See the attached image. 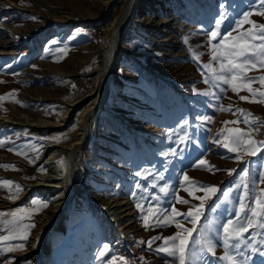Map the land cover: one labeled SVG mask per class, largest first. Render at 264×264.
Wrapping results in <instances>:
<instances>
[{
  "label": "rangeland",
  "instance_id": "rangeland-1",
  "mask_svg": "<svg viewBox=\"0 0 264 264\" xmlns=\"http://www.w3.org/2000/svg\"><path fill=\"white\" fill-rule=\"evenodd\" d=\"M11 1L14 6L0 3V96L14 92V99L19 103L12 99L0 102V141H4L0 147V165L15 166L16 170L0 167V180L13 181L22 191L15 199H9L7 188L0 187V212L32 209L33 200L46 202L48 207L33 213L30 220L22 221L35 225L24 241V250L0 253V264H35L34 257L40 254V248L39 244L33 245L32 237L43 229L44 222L54 220L53 207L66 200V189L72 183L83 196L73 197L70 209L60 222L61 229L49 232L46 242L49 250L41 264H103L96 256L104 244L110 249L104 260L115 256L114 264H120L121 257L126 264H174L173 257L157 249L164 246V238L175 235L178 229L174 223L165 226L162 221L173 207L187 213L193 205L198 206L200 200L184 188L192 190L199 185L218 189L205 201L204 215L198 221L201 229L208 225L206 235L215 240L217 247L213 256L201 254L196 246V255L189 264H225L218 259L224 255L222 242L216 239L218 234L222 235L220 225L235 219L239 197L245 192L242 186L238 187L245 168L249 172V195L245 202L256 206L253 196L264 189L258 179L259 173L264 172V149L254 156L229 152L217 142L221 139L218 133L225 128L248 130L251 126L259 129L253 138L264 141L261 136L264 104L241 100L240 96L251 99V94L241 90L237 95L229 85L210 79L211 73L204 66L212 63L219 68V63L211 60V46L220 38L209 43L208 33L215 30V21L222 15L225 19L221 35L232 31L236 36L252 28L245 23L236 29V22L245 12L253 13L249 19L256 24H264V16L255 14L260 10L261 0H136L134 14H141L146 26L126 27L118 39L122 55L112 67L113 88L109 101L98 115L96 133L84 148L83 157L70 158L75 166L72 172L66 167L69 161L66 150L54 147L47 151L52 142L67 145L79 139L80 118L89 102H82L76 108L70 105L94 94L97 69L104 67L110 51V37H107L111 26L129 0ZM246 75L262 76L264 69H254ZM205 79L210 82L205 83ZM251 87L264 91L258 81ZM229 105L232 112L219 110ZM70 107L72 125L62 130L46 134L30 130L24 135L11 132V127L19 126L11 122L30 125L45 118L59 122ZM236 109L251 113L259 118L258 122L243 123ZM202 117H210L211 122ZM237 120L241 122L223 124ZM145 125L152 126L149 131L153 133L144 134L147 141L139 138L144 145L138 147L134 138ZM148 147L153 150L149 158ZM238 154L242 156L241 161L235 159ZM201 160L206 164H201ZM209 166L215 170H207ZM83 167H92L90 178H86ZM103 167L109 168L107 176L113 187L100 184L105 177ZM232 169L236 171L229 175L228 170ZM138 172L142 175H137ZM49 174L55 177L52 181L44 178ZM161 174L163 179L159 178ZM185 175L196 184L184 181ZM125 184L130 187L126 192L133 203L135 223L127 239L109 240L104 237L109 225L101 202L116 198ZM42 186L54 188L45 190ZM164 186L168 187L166 194L160 192ZM224 192H229L227 198ZM194 195L202 197L204 192L195 191ZM176 197L189 203H177ZM149 206L159 209V226L155 223L156 217L151 215L149 227L144 226L142 216L148 215ZM190 219L176 217L185 228L192 227ZM4 234L7 233L0 232ZM199 235L194 233L197 238ZM154 237L158 238L153 240ZM245 237L253 243L264 240V230L251 229ZM28 251L33 252L24 255ZM241 251L248 257L247 264H264V256L259 252L253 253L245 246ZM237 259L243 261L244 257L237 256Z\"/></svg>",
  "mask_w": 264,
  "mask_h": 264
},
{
  "label": "snow or ice",
  "instance_id": "snow-or-ice-1",
  "mask_svg": "<svg viewBox=\"0 0 264 264\" xmlns=\"http://www.w3.org/2000/svg\"><path fill=\"white\" fill-rule=\"evenodd\" d=\"M252 12L243 13V18L236 22V29H239L241 25L247 23L251 24L252 28L240 32L238 35L233 36L232 31H229L221 35L220 28L225 19L222 15L220 19L215 21V30L208 33L209 43L213 40H217L218 43L212 44L211 46V60L213 62L219 63V68L213 67V64H207L204 67L211 73L210 79L212 81H222L224 84L230 86L231 91L239 95L241 90H246L251 94V99L248 96H240L241 100L247 101L249 103H261L264 104V91H258L251 87L255 82H259L261 87L264 88V75L258 77L247 76V72L254 69H264V24H256L249 17ZM255 14L264 16V0L260 2V10ZM33 19H35L33 17ZM236 29H233L235 31ZM55 43V41H53ZM61 52H66L65 49H61ZM195 59H199L198 56ZM210 79H205V83H209ZM208 95L207 92L203 93ZM15 93H7L5 96H0V102L6 99H12L13 102L19 103L18 100L14 99ZM24 106V105H22ZM220 111L232 112V106L227 107L221 106ZM243 117V123L248 125H255L259 118L253 117L251 113H246L244 109H236ZM202 120H208L211 122L210 117H202ZM240 120L237 121H224V125L238 124ZM187 123V122H185ZM259 131V129L254 127H249L248 130H243L239 127L225 128L222 129L218 136L221 137L218 143H222L223 147L229 152H243L245 155L254 156L261 149H264V141H257L253 137ZM184 137H181V142H183ZM4 145V141H0V147ZM13 151V149H8ZM174 154V153H171ZM169 155V153H165ZM235 159L237 161L242 160L241 155H236ZM62 163V162H61ZM201 164H206V161L201 160ZM5 169L12 168L16 170L15 166L10 165H0ZM209 171L215 170L214 166H209ZM41 171H44L41 169ZM236 170H228L229 175H232ZM137 175H142L137 173ZM248 169L245 168L240 176L241 184L245 190L244 195L239 197V209L234 213L235 219H228L220 227L222 228V235H217L216 239L222 242L224 248V255L220 256L218 259L224 261L225 264H247L248 257L244 252L241 251V247L245 246L251 250V252H259L261 256H264V240L249 242L245 233L249 230L259 228L264 230V189L260 190L258 195H254L253 199L255 202V207L245 201L248 198L249 184H248ZM160 179H163L161 174ZM258 179L261 184H264V172H260ZM184 181H188L193 185L196 184L194 181H190L187 175L184 176ZM255 180H253V184ZM0 187L7 188L9 192V199H15L16 196L22 191L19 184L9 180H0ZM139 187V185H137ZM155 187V185H153ZM185 191L188 192L190 196L194 199L200 200V204L193 205L187 213L179 212L175 207L171 209L170 214H165L162 223L167 226L175 224L178 231L175 235L164 238V246L158 248V252H165L168 256L174 258V264H189V261L196 255V246H199V252L201 254H211L215 256V249L217 244L215 240L209 238L206 235L208 231V225H205L203 229L198 227V221L204 215V203L206 200L211 199L218 191L215 186H204L199 185L194 187L192 190L185 187ZM195 191H203L204 196H195ZM160 192L167 193L168 187L164 186L160 188ZM135 196V193H133ZM224 196L227 198L229 192H224ZM154 199L159 200V197H154ZM176 202L180 204H188L189 201L180 197H176ZM32 205L35 207L32 209H22L18 208L10 212H0V232H5L7 234L0 235V253L2 252H15L23 251L25 248L24 241L27 240L30 234V229L34 227V223L23 224L22 221L25 219H31L33 213H38L42 209L48 207L46 202L39 200H33ZM137 207L140 208L141 212L145 209L141 204L137 203ZM148 215H143L142 219L144 226L149 227V216H155V223L157 226L160 225L161 221L159 218V209H153L151 206L147 209ZM183 216L185 219H190L192 224L191 228H185L184 225L176 220V217ZM4 217H11L10 219H3ZM199 232V238L194 236V233ZM158 237H154L153 240ZM13 241H19L18 243H12ZM7 242V243H5ZM259 245V246H258ZM149 247H151V242H149ZM233 250H235V255H233ZM110 252L109 246L104 244L102 248L99 249L96 256L97 261H102L103 264H114L117 260L115 256L111 259L104 260V258ZM237 256H243L244 260L240 261ZM120 264H126L124 258H119Z\"/></svg>",
  "mask_w": 264,
  "mask_h": 264
},
{
  "label": "bare ground",
  "instance_id": "bare-ground-1",
  "mask_svg": "<svg viewBox=\"0 0 264 264\" xmlns=\"http://www.w3.org/2000/svg\"><path fill=\"white\" fill-rule=\"evenodd\" d=\"M0 3L9 5V6L15 5L14 3H12L11 0H0ZM135 6H136V0H129L124 6L123 11L120 14V16L116 19L115 23L111 26L112 28L111 33L107 37L108 39L110 37L109 39L110 42L108 43L110 46L109 48L110 51L108 53L106 62L104 63V67L97 69L99 76H98V80L96 83V90L94 94L86 96L84 98L85 99L84 101H79L77 103L70 105L72 108L73 107L76 108L80 106L82 102L83 103L89 102L87 104V107H85L84 111L82 112V115L80 118L82 120L80 122L81 124L80 129H79L80 132L78 133L79 139L74 142H70L67 145L66 144L53 145V142H52V144L49 146V149L47 151V153L50 152L54 147H60L63 151L66 150L65 152L68 153L69 155L68 156L69 161L67 162L66 167L70 168L71 172L75 169V166H73L72 163H70L71 161L70 158L72 157L74 158L77 155H80L81 157H83L84 148L88 144V141L92 137V135L96 133V120L98 118V115L100 112H103L105 110L104 106L109 101V98L111 95L110 90H111V87L113 88L112 83L110 82L112 67L114 64L118 63L119 61L118 57L119 56L121 57L122 55V49H119L117 46L118 39L121 38L126 27H129V26L145 27L146 26V22L144 21V19H141V14H137V15L134 14ZM71 107L68 109V112L59 122L48 119V118L40 119V121L37 122V124L35 123V124H30V125L11 122V124L19 125L18 127H11L10 128L12 130L11 132L24 135V134H28L30 130L31 131L39 130L41 134H46L53 130H62L63 128L69 127L72 125ZM7 120L9 119L7 118ZM32 127L33 129H31ZM151 128L152 126L145 125L143 128L138 130V133L136 132L137 134L135 135L136 138H134V141L138 144V147L144 145V143H141L142 139H143L142 141L148 140V138L146 139L144 134L153 133V131H149ZM261 136L262 137L264 136V130L262 131ZM139 138H142V139L140 140ZM152 153H153V150L150 147H148L147 154H146L147 158L151 157ZM89 169H92V167H83L84 174L86 175L87 179L90 178L91 172ZM101 170L103 172V175L105 176V177L103 176L104 177L103 181L98 180V181H95L94 183L98 184V182L100 181V184H102V186H112L113 187L114 186L113 182L110 179H108L109 177L107 176V173L109 172V168L103 167ZM124 170L126 171V169ZM44 178L52 181L55 177L49 174L45 176ZM32 187H36V186L33 185ZM42 187L45 190H50L54 188V187H48V186H42ZM129 188H130L129 184H125L123 191H121L116 198L104 199L101 202L103 215H105V217L107 218L108 225H109L108 228H105L104 237L108 238L109 240L116 241L119 238H122L123 240H125L127 239V235L133 230L132 225L135 223V221L133 220L135 212L132 207L133 203L131 202V199L129 198L126 192V190ZM74 196H83V193L82 191H80L79 187L77 188V185L72 183V185L66 189V200L56 203L55 206L53 207L54 220L52 222H44L43 229H39L32 237L34 239L32 241L33 245L39 244V248H40L39 249L40 254L34 257L35 264L42 263V259L44 257L45 252L49 250L46 244L47 238L49 236V232L54 229H61L60 222L62 220L63 215L70 209L71 200H73ZM32 252L33 251H28L24 253V255L30 254Z\"/></svg>",
  "mask_w": 264,
  "mask_h": 264
}]
</instances>
